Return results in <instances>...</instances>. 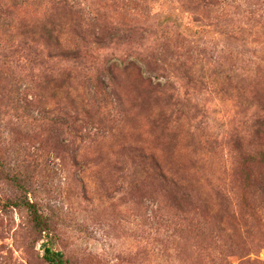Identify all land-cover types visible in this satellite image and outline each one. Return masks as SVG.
<instances>
[{
    "label": "rangeland",
    "instance_id": "374dc122",
    "mask_svg": "<svg viewBox=\"0 0 264 264\" xmlns=\"http://www.w3.org/2000/svg\"><path fill=\"white\" fill-rule=\"evenodd\" d=\"M47 1L14 0L0 20V264H47L45 246L70 264H264V140L251 129L264 0H67L65 47L93 58L35 77L5 47L68 15ZM155 15L184 27L164 38ZM134 18L148 27L126 35Z\"/></svg>",
    "mask_w": 264,
    "mask_h": 264
},
{
    "label": "trees",
    "instance_id": "16d2710c",
    "mask_svg": "<svg viewBox=\"0 0 264 264\" xmlns=\"http://www.w3.org/2000/svg\"><path fill=\"white\" fill-rule=\"evenodd\" d=\"M4 0H0V20L1 16H4L7 21H9L7 18H11V10L15 5L14 0L9 1V4L4 5ZM47 6L57 5V6H63L68 13L67 16H63V19L61 21L54 22L52 24H46L42 29L43 33L41 34H49V41H52L54 47L57 49V51H48V47L45 46L47 43L43 42L42 44L38 45L37 39H35L36 35L40 37L41 40H45L44 37L39 34L38 30H29L26 31L23 36H31L32 41H20V40H10L8 42V45L5 47V51H7V55L4 56L5 59H9V63H18V66L24 71L28 72V67L30 72L34 74L36 77V73L38 72V68H46L48 69V65H50L51 62L54 60L61 58L65 62H68L70 66H73L74 68H81L85 65L86 61L93 58V55L91 51H89L86 46L84 48L79 47H65L68 45L69 41L68 38L72 35V26H74V23L71 24L70 22H73V15L76 13H73V11H77L74 9L73 4L68 2L67 0H48ZM11 5V6H10ZM6 9V10H5ZM94 18H90L89 20L94 22H100L99 15L100 13L98 11L94 12ZM81 16H86L85 14H82ZM158 17L162 18L158 23H156L154 26L159 29L160 31H163V37L168 38L170 37L171 33L169 30L172 28L179 29L181 31L182 27H184V23L182 19H179L177 17H174L172 15H164V16H158L155 15L153 19H157ZM11 24V23H10ZM148 22L143 23L140 25V21L138 18H134V21L132 20L129 23H122L120 26L122 28H125V34L128 33H137L138 31H143L148 27ZM10 26V25H9ZM107 28V25L105 26L102 24V31ZM39 29V28H38ZM47 29H50L49 31ZM132 34V35H133ZM41 35V36H40ZM37 36V37H38ZM34 38V39H33ZM88 59V60H87ZM111 68H109V71ZM33 76V77H34ZM202 106L200 103L197 102V107ZM253 123H251V129H254V138L256 141H263L264 140V108L259 110L257 113V116L253 117L252 119ZM257 129V130H256ZM263 148V147H262ZM261 155L264 158V150L261 149ZM140 160H142L143 165L149 166L162 180V182L167 187H172L175 191V188H178V181L170 178L169 176L165 175L160 165L156 162V160L150 156L144 155L140 153ZM259 193L264 194V188L259 189ZM39 221V218L37 219ZM40 232L41 234L48 232V227L45 224H40ZM45 256L44 259L47 264H70V262L66 259L65 255L61 252H56L52 248H49L45 246L44 248Z\"/></svg>",
    "mask_w": 264,
    "mask_h": 264
}]
</instances>
